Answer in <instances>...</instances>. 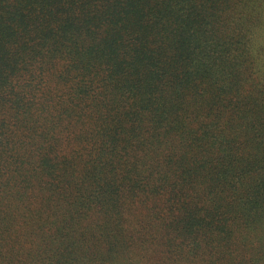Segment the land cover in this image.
Masks as SVG:
<instances>
[{
  "label": "trees",
  "instance_id": "1",
  "mask_svg": "<svg viewBox=\"0 0 264 264\" xmlns=\"http://www.w3.org/2000/svg\"><path fill=\"white\" fill-rule=\"evenodd\" d=\"M0 264H264V0H0Z\"/></svg>",
  "mask_w": 264,
  "mask_h": 264
}]
</instances>
